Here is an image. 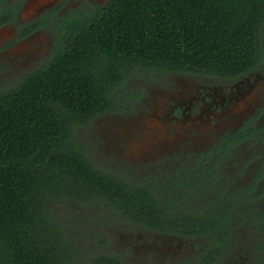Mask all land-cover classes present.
<instances>
[{
  "label": "trees",
  "instance_id": "trees-1",
  "mask_svg": "<svg viewBox=\"0 0 264 264\" xmlns=\"http://www.w3.org/2000/svg\"><path fill=\"white\" fill-rule=\"evenodd\" d=\"M80 12L61 22L47 62L0 90V264H72L75 247L53 221L51 206L63 203L113 221L114 231L135 225L224 243L229 209L207 207L201 188L224 177L220 166L185 165L156 183L131 181L98 169L76 131L122 109L111 91L132 71L233 77L256 68L264 57V0H107ZM243 137L236 130L217 152L228 156ZM214 194L232 198L240 218L247 213L235 199H254L242 188ZM99 230L91 233L88 264H122L108 248L100 251L110 233Z\"/></svg>",
  "mask_w": 264,
  "mask_h": 264
},
{
  "label": "flooded vegetation",
  "instance_id": "flooded-vegetation-1",
  "mask_svg": "<svg viewBox=\"0 0 264 264\" xmlns=\"http://www.w3.org/2000/svg\"><path fill=\"white\" fill-rule=\"evenodd\" d=\"M106 1L0 0V90L14 84L52 57L57 41L62 39L61 22L64 18L80 14L81 10H90L94 6L103 7ZM41 33L45 36L44 40L39 37ZM261 42L264 47V27ZM137 71H132L111 91L112 95L119 97L122 109L101 113L90 123L103 114L133 112L147 94L146 85L153 83L152 89L161 98L157 102L153 101V106L157 109L154 115L155 109L147 104L149 111L144 118H148V121L156 118L165 132L174 138L177 132L185 135L181 137L183 144L177 153L167 151L168 156L163 162H158L154 156L156 164L146 165L147 174L151 171L148 175L151 179L145 178L148 177L147 174L140 175L136 182L156 183L162 178L171 177L185 165L197 168L201 163L220 166L224 177L208 178L207 180L212 179L210 183L203 182L201 188L208 191L206 196L209 202L206 204L212 205L207 207L217 206L218 203L222 210L228 207L229 212L225 210L227 215L222 220L227 222L225 229L230 232L225 241L227 244L222 242L214 246L205 237L157 233L133 225L129 229H116V234L135 233V240L142 243V248V245L133 247L134 251L130 249L126 254L111 248L109 243L100 248V251L108 248L115 252L111 255L122 264H264V149L261 153H251L249 157L248 154L237 152L240 147L248 144L256 147L264 145V125L260 123L264 108L257 96V91L264 89V57L253 70L233 77L194 73H159L150 77L147 73L140 75ZM157 87L159 89L155 90ZM129 127L130 123L127 124V130ZM211 128L219 131L215 141L209 148H200V144L195 141H198L205 130ZM239 129L244 137L231 147L228 156L217 152L221 142ZM250 129L253 131H247ZM153 132L154 130L150 132L152 139L156 137L157 140H165V135L161 136L163 131L156 132V136ZM173 140H166L163 144ZM204 153L207 154L206 159L202 156ZM93 164L96 166L94 162ZM229 165L230 170L234 168L236 173H228L226 166ZM136 168L141 171L144 166L141 164ZM98 169L104 171L99 166ZM240 175L242 178H239ZM215 180L218 182L215 183ZM240 188L254 197L246 202L235 199L234 207L247 213L243 218L234 217L237 214L230 210L232 198L227 202V198L217 199L214 194L225 190V194L230 195ZM201 199L200 195L195 205L202 202L204 197L202 201ZM201 206L199 209L204 208ZM156 245L159 246L158 249H151Z\"/></svg>",
  "mask_w": 264,
  "mask_h": 264
},
{
  "label": "rangeland",
  "instance_id": "rangeland-1",
  "mask_svg": "<svg viewBox=\"0 0 264 264\" xmlns=\"http://www.w3.org/2000/svg\"><path fill=\"white\" fill-rule=\"evenodd\" d=\"M86 1L91 2V0ZM39 37L42 40L45 39L43 33H41ZM7 83L9 84V80ZM152 84L153 83H148L146 85L145 90L147 94L143 96L144 99L140 101L139 106L134 109L133 112L103 114L89 125L77 129V142L84 147L87 156L91 158L97 168L99 166L106 172L117 174V176L126 178L127 180L137 181L140 175L146 176V165L148 163L156 164L153 161L154 156H156L158 162H163L168 156L167 151L177 153L178 148L183 144L181 137H184V133L177 132L174 138L172 135H168L165 132L159 120L154 118L148 121V118H144L149 111L147 104L152 105V109H155L154 115L157 109L153 104L161 98L160 96L157 97L158 93L152 89ZM158 89L157 87L155 90ZM149 92H151V94H149ZM257 96L264 108V89L257 91ZM129 123L131 125L129 129H131L127 130V124ZM260 123L264 125V113ZM152 130H154L153 133L155 136L157 135L156 132L163 131L161 136L165 135V140L163 138L157 140L156 137L152 139L150 137V132H152ZM129 133L131 136H129ZM218 133V129H207L198 137V141L195 142L200 144V148L203 146L209 148L215 141ZM172 139H174L172 142L163 144L164 141ZM262 149H264V145L261 146V144H259V146L256 147L252 144H248L247 146L240 147L237 152L239 154H248L249 157L251 153H261ZM227 163L230 162L227 161ZM141 164L144 166L141 171L138 168L135 169L136 166ZM226 169L230 174L236 173L234 168L230 170V165L226 166ZM150 172H148L147 176ZM241 176L242 175H240L239 178ZM145 178L151 179V176ZM51 207L52 213H54L53 221L59 224V227L69 236L75 247L72 264H88L87 259L93 255L96 244L95 240H91V233L96 232L98 229H100L99 231L110 233L111 241L109 242V246H111V248L113 247L126 254L130 252V249L134 251L133 247L137 248L142 245L141 242L135 240V233L133 232H119L116 234V231H114V222L111 220L89 219L88 215L83 214L87 211L73 208L70 203H63L56 206L52 205ZM161 242L164 243V241ZM142 247L143 245L140 248ZM158 248L159 246L156 245L151 249L156 250Z\"/></svg>",
  "mask_w": 264,
  "mask_h": 264
}]
</instances>
